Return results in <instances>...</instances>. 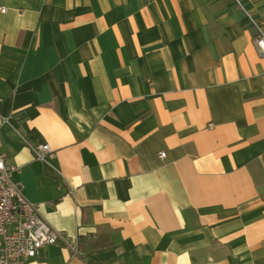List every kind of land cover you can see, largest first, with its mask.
I'll return each mask as SVG.
<instances>
[{"label": "crops", "instance_id": "crops-1", "mask_svg": "<svg viewBox=\"0 0 264 264\" xmlns=\"http://www.w3.org/2000/svg\"><path fill=\"white\" fill-rule=\"evenodd\" d=\"M0 6V153L76 243L27 264H264V0Z\"/></svg>", "mask_w": 264, "mask_h": 264}, {"label": "built area", "instance_id": "built-area-1", "mask_svg": "<svg viewBox=\"0 0 264 264\" xmlns=\"http://www.w3.org/2000/svg\"><path fill=\"white\" fill-rule=\"evenodd\" d=\"M6 11L0 6L1 14ZM249 20L254 29L253 46L264 58V19L254 21L249 17ZM51 154L48 145L36 150L39 160ZM159 158L163 159L164 154ZM16 171L17 167L0 153V264H27L42 248L56 244L74 252L76 243L53 230L39 216L37 206L25 199L20 186L12 183L11 177Z\"/></svg>", "mask_w": 264, "mask_h": 264}]
</instances>
